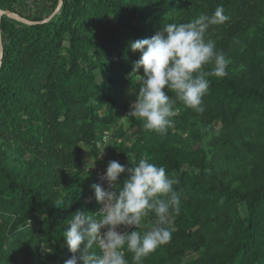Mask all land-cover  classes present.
<instances>
[{"label":"trees","instance_id":"1","mask_svg":"<svg viewBox=\"0 0 264 264\" xmlns=\"http://www.w3.org/2000/svg\"><path fill=\"white\" fill-rule=\"evenodd\" d=\"M62 1L52 18L0 23V264H64L73 255L62 238L68 219L99 207L86 158L102 164L103 135L119 128L140 87L130 42L219 5L229 20L205 39L230 60L227 75L208 77L203 113L167 93L188 143L179 149L171 127L159 134L130 118L136 141L108 155L128 166L148 157L178 181L171 240L142 264H264V0ZM0 11L15 14L8 0ZM155 220L149 212L137 230Z\"/></svg>","mask_w":264,"mask_h":264},{"label":"clouds","instance_id":"2","mask_svg":"<svg viewBox=\"0 0 264 264\" xmlns=\"http://www.w3.org/2000/svg\"><path fill=\"white\" fill-rule=\"evenodd\" d=\"M228 20L223 5H219L210 15L200 14L187 23L165 24L150 38L130 42V50L139 53L131 76L136 75L140 87L130 104L129 116L140 119L146 130L166 134L176 115V100L168 92H174L185 107L203 113V97L210 87L208 77H225L230 64L215 42L205 36L211 26ZM208 64L213 66L206 71ZM141 69L143 76L137 75ZM122 175L125 179L120 182ZM100 179L102 183L91 185L100 211L75 212L62 231L73 254L64 264H129L128 254L131 264H142L144 258L171 240L166 224L170 212L180 210L181 193L173 187L178 181L148 157L130 166L110 161ZM149 212L155 214V222L143 225L146 231L137 230ZM129 227L136 230L127 231Z\"/></svg>","mask_w":264,"mask_h":264},{"label":"rangeland","instance_id":"3","mask_svg":"<svg viewBox=\"0 0 264 264\" xmlns=\"http://www.w3.org/2000/svg\"><path fill=\"white\" fill-rule=\"evenodd\" d=\"M62 0H8V7L10 10L15 11L19 17L21 16L22 19H33V18H42V19H49L55 16L60 10V2ZM63 2V1H62ZM2 17H0V23L2 21ZM30 22V21H29ZM1 39V38H0ZM1 42V40H0ZM176 117L171 118L172 122H174L177 118H180L182 115L181 111L177 110ZM130 118H123L121 120V124L119 128H116L114 131L108 132L109 137L107 142L104 141V135L102 138V142L100 144L101 155L108 156V158L114 159L116 157L109 156V150L113 146L117 145H127L131 146L137 139L138 135L136 130L131 128V122L129 121ZM193 124V123H192ZM194 125L195 130L198 131V126ZM204 127V126H203ZM170 130L168 139L170 143H179V149H183L185 145L188 143L189 137L183 132L182 129L177 127L176 125H172ZM186 149V148H185ZM8 154L12 155L13 153L8 150ZM120 159V158H119ZM14 160H17V157L14 156ZM86 161L91 167L94 163V167L91 169L96 171L101 169V163L99 161L94 162L91 158L87 157ZM101 161V160H100ZM121 161V160H120ZM193 256L194 254H190Z\"/></svg>","mask_w":264,"mask_h":264},{"label":"built area","instance_id":"4","mask_svg":"<svg viewBox=\"0 0 264 264\" xmlns=\"http://www.w3.org/2000/svg\"><path fill=\"white\" fill-rule=\"evenodd\" d=\"M130 110H131V109H130V106H129V109H128L127 113H126V118H133V117H130V116H129V112H130ZM108 137H109V133L106 132L105 135H104V141H105V142H107ZM101 142H102V141H101ZM101 142H100V144H101ZM100 144H99V148H100ZM100 150H101V149H100ZM113 160L118 161V162L121 163V161H120V159H119L118 157H116V158H114V159H109L108 156H105L104 154L102 155V165H101V169H98V170L95 171L96 184H97V183H102V181H101L100 178L104 175L108 163H109L110 161H113ZM103 184H104V187H107V182H103ZM100 207H101V206L99 205V207H98V212L100 211ZM117 230H118V231H121V232L124 231L123 228H118ZM133 230H136V229H135L134 227H129V228L127 229V231H133Z\"/></svg>","mask_w":264,"mask_h":264},{"label":"water","instance_id":"5","mask_svg":"<svg viewBox=\"0 0 264 264\" xmlns=\"http://www.w3.org/2000/svg\"><path fill=\"white\" fill-rule=\"evenodd\" d=\"M61 6H62V1L60 2V7ZM1 16H8V17H10L12 19H16V20L21 21V22H23L25 24H28V25L32 24L31 22L20 18L17 14H14V13H12L10 11H0V17ZM0 38H1V36H0ZM0 45H1V42H0ZM2 56H3V53H2V49H1L0 50V63H1V60H2Z\"/></svg>","mask_w":264,"mask_h":264}]
</instances>
